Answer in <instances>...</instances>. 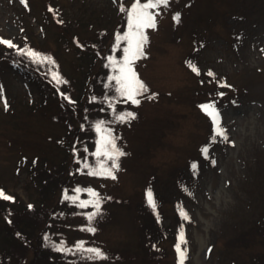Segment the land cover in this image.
<instances>
[{
    "label": "rangeland",
    "instance_id": "1",
    "mask_svg": "<svg viewBox=\"0 0 264 264\" xmlns=\"http://www.w3.org/2000/svg\"><path fill=\"white\" fill-rule=\"evenodd\" d=\"M121 2L127 7L131 0H28L27 5L22 0H0V36L50 54L54 66L77 82L74 78L83 74L77 68L74 39L87 42L86 38L96 36L89 46L103 54H123L122 47L118 51L112 47L116 32L127 27ZM161 7L157 27L145 30L148 55L133 62L149 91L141 95L139 104L117 103L118 109L137 113L131 120L109 117L125 152L116 179L86 172L69 175L67 169L54 166L55 159L64 157L58 139L68 127L63 118L55 119L59 110L52 96L51 66L40 64L41 70L31 69L28 76L17 65L18 52L0 42L5 58H14L0 64V95L8 101L5 108L0 99V187L15 197L3 198V210L8 212L9 204L31 203L42 211L39 218L45 223L43 211L61 209L53 217L49 239L63 238L69 245L84 239L107 251L105 258L91 259V264H154V260L177 264L174 245L181 229L188 247L184 264H250L262 248V230L254 224L264 211V0H169ZM177 11L181 16L174 19ZM221 79L225 83H218ZM101 81L94 80L95 90L109 94ZM151 92L157 95L150 97ZM220 92L224 95H217ZM23 98L33 106L23 107L18 102ZM206 100L216 101L226 137L211 138L212 120L199 107ZM84 122L92 129L85 116ZM204 144L209 145L207 155L202 152ZM71 159L69 155L66 163ZM49 167L57 188L69 175L67 190L91 184L103 194V211L91 222L95 232L76 226L89 223L83 213L90 208L71 203L64 194L63 200H56L58 189L52 200L41 203V186L33 179L42 180ZM148 187L154 193L155 210L146 201ZM181 208L190 218L181 216ZM146 218L154 219V227L147 225ZM245 229L248 246H229L227 240ZM39 230L35 238L43 235ZM27 252L30 258L33 253Z\"/></svg>",
    "mask_w": 264,
    "mask_h": 264
},
{
    "label": "snow or ice",
    "instance_id": "2",
    "mask_svg": "<svg viewBox=\"0 0 264 264\" xmlns=\"http://www.w3.org/2000/svg\"><path fill=\"white\" fill-rule=\"evenodd\" d=\"M27 5L28 0H22ZM190 2V0H189ZM169 4V0H131V3L126 7L123 2L119 4L120 11L125 13L127 20L126 30L118 31L115 34V43L112 45L113 48H121L123 54L116 55L109 54L107 56L108 67L112 69L107 74L108 84L105 87L110 88V94L101 96H92L91 99L94 101H101L103 104L108 106V110L112 112L113 120L125 122L131 120L137 115L135 111L125 107L123 109L117 108V102L121 101V98H125L123 103L131 102L132 104H139L140 97L143 93L149 91V86L146 82L138 75L133 62L139 57L147 56L148 53L144 50V45L148 39V34L145 31L148 28L157 27V14L162 12L161 6ZM51 8V5H49ZM58 15V13H57ZM181 16L179 11L173 13V18L178 19ZM62 23V21H61ZM124 42L121 44V42ZM0 42L4 45L11 46L16 52L26 54L27 57L34 63L45 64L50 63L51 65L56 64V60L48 53L39 51L27 44L23 46H17L11 38H5L0 36ZM77 43L79 41L77 40ZM84 45L81 44V47ZM15 63V61H14ZM196 72L200 69L196 67L191 61H186ZM209 74H213L212 69L207 70ZM54 79L56 84L66 83L64 77L58 70H51L49 73ZM218 83H225L223 79L219 80ZM231 87V85H228ZM3 92V85L0 84V93ZM70 103H75L73 98L67 93L62 92ZM157 93L151 92L150 97L156 96ZM217 95H224L223 92ZM0 99H3L5 108L8 107V101L6 96L0 95ZM235 102V101H234ZM199 107L208 114L212 120V126L214 134L211 137L213 140L216 135L225 136L226 132L220 124V110L216 106L215 100H206L200 103ZM111 122L103 117H98L94 121H90V126L94 129L95 135L93 136V145H83V153H79L74 156L79 162L77 171L86 172L88 175L94 177L103 178H117V170L121 167L120 157L125 154L124 149L117 143L118 137L114 133L113 128L110 126ZM86 125L81 124V127ZM234 143V141H229ZM209 145H202V152L208 154ZM73 153H77L75 147L72 148ZM88 153V155H84ZM94 158V159H91ZM215 163V160H212ZM36 163V160H33ZM192 168H197V162H192ZM81 193H86V196H81ZM146 201L153 208L156 209V200L151 187L145 189ZM0 198L12 201L15 199L14 196L9 194L0 187ZM64 198L73 204L79 205L82 208H90L89 211H85L83 215L87 217L88 224L76 225L79 228L85 229L88 232H95L96 228L92 225L93 218L103 211L102 204L104 202V196L99 189L91 184L82 186L81 184L74 185V188L69 191L65 190ZM29 208H33V204L28 205ZM11 209H9V212ZM180 214L183 217H188L187 212L181 208ZM53 215H56L53 212ZM19 235V233H17ZM44 239L48 240L50 233H43ZM52 246L60 252L76 253L80 252L84 257L88 259H100L105 258L108 253L102 247L96 246L91 243H85L84 239H78L74 244H67L66 240L61 238L59 242L52 241ZM155 246V245H153ZM177 254V264H184L188 247L187 237L181 229L177 233V243L174 245Z\"/></svg>",
    "mask_w": 264,
    "mask_h": 264
},
{
    "label": "trees",
    "instance_id": "3",
    "mask_svg": "<svg viewBox=\"0 0 264 264\" xmlns=\"http://www.w3.org/2000/svg\"><path fill=\"white\" fill-rule=\"evenodd\" d=\"M57 24V23H56ZM61 26V28H67L63 24H58ZM73 35L69 38L72 39ZM76 37V36H75ZM96 36H91V38H86V41L83 42L79 39H74V44H76V54L79 58V62L77 64V68L81 70V73L83 76H77L74 78V80H77V82H73L72 78L58 66L51 65L50 63H45L44 65L51 66L50 71L53 70L54 67L55 70H58L61 75L64 77L66 83L62 84H54L52 91L54 92L52 95L54 102L58 104V115H55V119L59 120L58 118H63L65 125L68 127L66 129V132L58 139V143L61 145L59 146V150H61V153L63 154V158L61 159H53L54 163H57L58 165H54L55 167H59L62 170H68L69 175L77 173L82 174L83 172L77 171V168L79 167V162L74 159V156L79 154V151L83 145H89L93 143V136L95 135L94 129H89L88 127H81L82 123L84 122V116L87 118V121L90 123V121H94L98 117L107 118L110 121V116L112 114L111 111L108 110V106L103 104L101 101H94L91 99L92 96H101L98 91H96V86L94 83V80L99 78L102 79L101 85L103 88L109 93L111 91L110 88L105 87V84H108L107 80V74L108 72H111L112 69L108 67V61L107 56L110 53L103 54L100 49L93 48L89 46V42L93 41L92 38H95ZM85 39V38H84ZM77 40L79 43H77ZM73 41V40H72ZM81 44L84 45L81 47ZM119 48H115L116 51H118ZM2 50H0V64L14 60V58H5L7 57ZM117 53L114 52L112 55H116ZM17 57L20 58V61H17L18 66H22L21 68L26 69L29 73L28 76H31L30 72L31 69L36 70L37 68L41 70V65L32 62L27 55L16 53ZM107 55V56H106ZM9 56V55H8ZM101 59L103 63L101 62ZM13 62V61H12ZM16 64V62H15ZM14 65V64H13ZM107 65V67H106ZM103 66V68H102ZM101 70V74H98L99 69ZM108 68V69H107ZM94 70H97L96 73ZM79 71V70H78ZM43 74V71H42ZM41 74V75H42ZM88 74L90 76H88ZM35 80V78L33 77ZM48 79V78H47ZM30 81V80H29ZM33 82V81H32ZM31 83V81L29 82ZM72 83V84H71ZM68 86H65L67 85ZM70 84V86H69ZM74 88V91L72 90ZM62 92H67L75 101V103H70L67 98L62 95ZM96 92V93H95ZM105 92V93H107ZM98 94V95H97ZM110 94V93H109ZM57 97V98H56ZM125 98H121V101H118L121 104L123 103ZM23 107H28L30 105L33 106V103L25 102V99L18 101ZM117 102V103H118ZM130 102V101H129ZM125 104V103H124ZM61 112V115H60ZM106 113V114H101ZM65 115V116H64ZM109 115V116H108ZM58 117V118H57ZM83 118L82 123L79 121L81 118ZM76 121H78V124H76ZM85 125V124H84ZM91 128V126H90ZM82 132H88L86 135H82ZM82 135V136H80ZM62 138H67L66 140H62ZM75 147L77 149V153H73L72 148ZM69 155H71L72 159L70 163H66ZM68 156V157H67ZM94 159V158H93ZM37 165H35L36 170ZM41 169V167H40ZM74 169V170H73ZM44 168L40 172H43ZM49 170V171H48ZM48 170L40 176L42 180L37 179L34 177L33 181L37 183L39 186H41L40 192L42 194L41 197V203L46 202L49 198L51 200L56 195V189L59 190L60 197H58L56 200L61 201L63 200V194L66 190V181L69 180V175L60 181V184L57 188V185L53 183V176L54 174L50 175V167ZM32 172V170H31ZM38 172V170H36ZM48 177H45V176ZM44 176V177H42ZM57 181V180H55ZM34 183V184H35ZM45 199L46 201H43ZM6 204V201L3 198H0V264H91V259H88L84 257V255L80 252L76 253H64L57 250L55 247L52 246L51 240L48 238V240L44 239V236H39L38 238H35L34 234H36V230L41 231V234L44 232H51L50 226L51 223H54L53 220V207H50V209L44 212V215L47 214V217L45 218V223L40 220V209L37 207L29 208L28 205L22 206L20 204H14L16 207L11 204L8 206V212L3 210V205ZM9 209L11 211L9 212ZM44 210V209H43ZM58 209L56 212H58ZM40 211V212H38ZM36 212V213H35ZM55 212V213H56ZM154 219L148 220L146 218L145 221L147 222V225L150 227H154V224H152ZM258 223H255L254 225L258 226V229H261L262 232L260 233V243L262 245V248L259 252L255 253L251 257V263L250 264H264V238L261 237L262 234H264V211L262 210L260 214L258 215L257 221ZM171 225V224H170ZM169 225L170 229H173L172 226ZM152 230V228H151ZM19 233V235H17ZM249 231L247 229L240 231V233L236 234L234 237L227 240V243L229 246L236 245L237 247L243 246L246 247L249 244ZM235 247V246H233ZM27 250L31 251L33 255L28 258ZM55 256V257H54ZM143 263H145V258L142 259ZM148 261V260H147ZM152 263V260H151ZM159 263L155 262L154 264Z\"/></svg>",
    "mask_w": 264,
    "mask_h": 264
}]
</instances>
